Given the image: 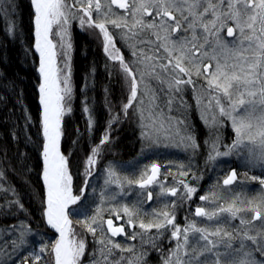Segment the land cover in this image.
Here are the masks:
<instances>
[{
  "label": "snow or ice",
  "instance_id": "1",
  "mask_svg": "<svg viewBox=\"0 0 264 264\" xmlns=\"http://www.w3.org/2000/svg\"><path fill=\"white\" fill-rule=\"evenodd\" d=\"M30 3L41 78L38 91L42 106L44 215L47 224L59 233V239L50 246L54 264H84L85 259L87 264H148L149 249L160 250L157 241L161 238L172 242L171 247L162 251L161 264H264V191L245 199L239 194L232 195L228 197L230 203H223L224 195L213 186L199 195L203 204L195 207L181 224L176 209L197 193V187L182 179L189 176L191 165H180L181 178L175 185L167 186L160 179V165L155 163L136 178L121 176L115 164L105 169L104 184H115L120 192L110 193L106 187L95 213L77 220L94 238L100 233L95 241L99 247L86 256L87 241L76 237L68 213L69 206L78 204L82 195L73 194L69 161L61 151L62 120L71 112L70 27L71 21L78 20L82 29L99 31L104 52L118 63L128 85L126 103L112 116L109 128L120 122L121 115L129 117V109H134L144 139L154 142V137L163 133L195 153L200 146L192 126L185 119L170 115L174 105H184L183 93L191 86L197 92L201 119L210 129V139L205 141L208 160L214 162L235 155L243 158L247 166L264 169V0H30ZM109 26L119 33L110 31ZM117 36L123 42L121 47L128 48L130 57L126 58L121 47H117ZM225 120L231 122L234 138L221 150L215 131ZM109 143L106 131L86 157L81 193L88 187V178L93 176L103 146ZM4 177L5 172L0 171V181ZM192 179L199 177L192 173ZM251 179L264 189V176ZM237 183L235 169L222 180L225 187ZM125 185L144 190L147 201L153 200V192L148 189L154 185L159 186L158 196L176 199L164 201L162 209L146 214L151 219L145 222L137 204L129 206L116 200L117 195L128 194ZM12 191L0 183V193ZM3 199L5 205H0V209L6 206L23 209L18 199L8 200L6 195ZM106 201L116 203L102 207ZM105 212L109 214L107 219ZM125 218V223L114 222ZM234 220L239 221L238 225L232 223ZM126 225L139 227L141 231L127 232ZM153 229L155 233L149 235ZM30 232V226L24 222L0 230L3 256L0 264H44L49 245L42 243L38 250L29 249ZM116 237L132 241L141 237V247L138 250L134 245H124Z\"/></svg>",
  "mask_w": 264,
  "mask_h": 264
},
{
  "label": "trees",
  "instance_id": "2",
  "mask_svg": "<svg viewBox=\"0 0 264 264\" xmlns=\"http://www.w3.org/2000/svg\"><path fill=\"white\" fill-rule=\"evenodd\" d=\"M72 41L71 112H67L62 120V152L69 161L74 194L82 195L81 201L69 210L73 229L80 238L86 239L88 252L92 253L99 247L95 241L100 233L98 232L94 238L85 232L77 220H83L85 214L90 216L95 213L97 205L101 204V192L106 187L110 193L120 192L115 184L109 186L104 184L105 169L110 163L115 164L120 174L133 178L132 166L134 165L135 173L143 171L136 161L148 166L149 159L144 156L150 155L148 154L150 149L141 135L142 129L138 126L132 109H129V117L121 115L120 122L112 124L109 128L112 116L119 113L126 103L128 89L125 88L124 74L118 63L111 61L104 52L99 31L82 29L75 25L72 30ZM34 42V16L30 0H0V171L5 172L4 180L0 183L5 188L13 189L12 192L0 193V205H5L3 199L5 195L8 200L18 199L23 205V209L19 207L13 209L11 206L0 209V229L3 230L9 224L18 225L20 222L29 225L33 232L35 246L33 248L38 250L42 243L49 245L44 264H54L50 246L58 237L46 225L44 215L42 110L38 91L39 58L34 50ZM121 45L122 43L117 44V47ZM121 51L126 58L130 57L128 48L121 47ZM190 87L188 86L183 93V107L178 109V106H173V109L180 110L179 116L184 109L189 111L192 107L194 98L189 94L192 92ZM178 115L173 112V116L179 117ZM106 131L110 135V143L103 146L98 171L88 178V187L81 193L80 189L85 181V159L92 148L100 143ZM154 154L151 152L153 157L148 156L152 159L150 164L165 159L164 156L167 157L166 154L161 155L157 151ZM250 170L252 172H249L248 198L264 191L258 181L251 179L252 176H264V170L260 167H253ZM116 200L119 204L126 203L130 206L134 203L132 200H120L118 196ZM113 203L116 202L106 201L101 206L107 208ZM143 203L147 208L152 206L146 204L144 200ZM153 203V206L158 207L156 203L160 205L157 200ZM108 217V212H105L104 218ZM144 220L147 222V219ZM134 231L141 230L136 227ZM154 233L155 229L149 235ZM115 239L124 245H134L138 250L141 247V237H137L135 241L124 237ZM144 239L147 240V236ZM159 241L157 243L160 250L149 249L148 264H161V253L168 247L162 248L164 244ZM144 247L149 246L144 244ZM90 255L86 253V256ZM84 264H87V259Z\"/></svg>",
  "mask_w": 264,
  "mask_h": 264
},
{
  "label": "flooded vegetation",
  "instance_id": "3",
  "mask_svg": "<svg viewBox=\"0 0 264 264\" xmlns=\"http://www.w3.org/2000/svg\"><path fill=\"white\" fill-rule=\"evenodd\" d=\"M112 32L119 33L118 29H113ZM123 43L122 41H119V38L117 36V44ZM191 110V111H190ZM184 112V113H183ZM183 119L186 118V122L192 126V129L196 135L197 143L199 144V149L193 153L191 149H186L182 145V149L180 151L181 158L185 157V152L187 150H191V153L194 155L196 154L200 158V162H197L196 159L193 158L194 164H192L193 167H191V172L189 176L182 177V179L185 180V182L189 183L192 186L197 187V193L193 197L192 200L186 201L184 204L191 202L192 203V210L194 211L195 207L198 205L203 204L202 201L198 199L199 195H203L207 193L210 189L213 188V186H216L215 190L218 193H221L224 195L225 199L221 202L223 203H230L231 201L228 199V197L232 195L239 194L241 199L248 198V186L250 185V173L252 172L253 167L247 166L244 163L243 158L237 157L235 155L229 156V157H223V165L216 164L215 162H211L208 160V153L209 148L205 144V141L210 139V129L205 126L203 120L201 119V107L196 104L193 107H190L189 111H186L184 109L183 111ZM181 113V114H182ZM180 114V115H181ZM181 119L182 117L179 116ZM230 121L225 120L223 124L215 131L216 135H219L220 141H221V150H223V145L230 144L234 138L233 130L230 126ZM222 159V158H221ZM160 165V179L162 182H164L167 186H173L176 184L177 179H180L179 177V171L180 167L177 170V174H171L169 171H167V166L163 164L162 161L158 163ZM150 168V166H147ZM235 169L238 173V183L234 184L232 186L225 187L222 184V180L225 177V175L231 170ZM192 173H194L199 179H192ZM258 173V172H257ZM260 174V173H258ZM182 187V186H181ZM139 188V187H138ZM140 190L141 195L138 196L137 200H146L144 193V190ZM148 190L153 192V200L154 197L157 196L160 189L158 185H154ZM162 200H175L176 197L171 196H161ZM191 214H189V217ZM199 220V218H197ZM125 220L121 221H115V223H125ZM182 224L186 222V219H181ZM180 223V222H179ZM232 223L236 224L238 223V220H234ZM259 223V222H257ZM135 229V228H134ZM133 228L127 227L126 225V231H134ZM117 238V237H116Z\"/></svg>",
  "mask_w": 264,
  "mask_h": 264
},
{
  "label": "rangeland",
  "instance_id": "4",
  "mask_svg": "<svg viewBox=\"0 0 264 264\" xmlns=\"http://www.w3.org/2000/svg\"><path fill=\"white\" fill-rule=\"evenodd\" d=\"M75 25H79V22H78V20H73V21H71V27H70V35H71V43L73 42L72 41V30H73V27L75 26ZM80 26V25H79ZM109 30L110 31H112V29H111V26H109ZM58 51H59V49H58ZM71 54H72V49L70 50V57H71ZM70 65H71V59H70ZM123 80H124V77H123ZM124 83H125V88L126 89H128V85L126 84V82H125V80H124ZM190 89L192 90V92L191 93H189L190 95H192L193 96V98H194V101H193V104L191 105L192 107H193V105L195 106L196 104H197V100H196V96H197V92L192 88V87H190ZM195 101H196V103H195ZM175 107H177L178 109H180V107H183V105H179V104H176V105H174ZM191 111V110H190ZM132 112H133V115H134V117H135V119L137 120V122H138V126L141 128V126H140V122H139V120H138V118H137V115L135 114V110L134 109H132ZM173 112H176V114L178 115V113L180 112V110H177V109H173V111L170 113V114H172V116H173ZM202 114V113H201ZM179 116V115H178ZM182 118L181 119H183V113L180 115ZM175 117V116H174ZM179 118V117H178ZM185 120H186V118H185ZM187 121V120H186ZM230 126H231V123H230ZM231 129H232V127H231ZM144 139V138H143ZM144 141L146 142V144H147V147H148V149H150L149 151H148V154H150V155H148V156H151V157H153L152 155H151V152L154 154V152H156L157 151V153L158 154H163V153H166L167 152V150L168 151H173V152H171L170 154H177V152L179 151H181V149H182V145H178V143H177V140H175V139H173V138H171V137H166L163 133H161V134H159V136L158 137H154V142H150V141H148V140H146V139H144ZM167 147V148H166ZM174 150H177V151H175L174 152ZM186 153V152H185ZM158 154H156V155H158ZM155 155V154H154ZM148 156H144V158H147V159H149V163H150V161H152V159L150 158V157H148ZM194 157H195V155H193ZM196 158H199V156H197ZM162 161V160H161ZM137 162V165H138V167L139 166H141V168H143V170L145 169V168H147V166H144V164L143 163H140V161H136ZM164 164H166V166H168V169H169V171H172V172H174L175 170H177L178 168H179V166L180 165H185L186 167L188 166V165H191V167H193L192 166V163H193V158H179V157H177V156H169V158L168 159H166L165 161H162ZM148 163V164H149ZM244 163H245V161H244ZM147 164V165H148ZM246 164V163H245ZM110 165H112L111 163L109 164V166ZM98 168H99V162L97 163V165L95 166V170H94V173H93V175L95 174V173H97V171H98ZM140 168V167H139ZM140 168V169H141ZM259 168V167H258ZM140 169H135L136 171H139ZM117 170H118V167H117ZM131 172L133 173L132 174V177L133 178H136V177H138L139 176V174L142 172H137V173H135L134 172V165L132 166V170H131ZM120 174V173H119ZM172 174V173H171ZM121 176H123L122 174H120ZM72 187H73V182H72ZM138 188V186H136V185H132V186H128V185H125V192H127L128 193V196L126 197V195H117L118 196V199H120V200H132V202H134L133 204H137V200H135V198H133V197H130L131 195H130V190H131V188ZM157 197V196H156ZM158 197H160V196H158ZM163 201L164 200H160V205L158 204V203H156L155 205H158V207L157 206H153V204H152V206L150 207V208H146L144 205H138V208H139V210H140V215H141V217L144 219H147V221L149 220V219H151V217H150V215H146V214H148V213H151L153 210H159V209H161V206L163 205ZM157 202H159V200H157ZM129 205V204H128ZM130 206V205H129ZM156 207H157V209H156ZM192 203L191 202H189V203H186V204H183V206H181L180 207V210H177L176 209V216H177V219H178V222H180L181 224H182V222H181V219L182 218H186V217H189V214H191L192 213ZM180 215V216H179ZM179 216V217H178ZM0 230H2V229H0ZM74 230V229H73ZM54 233V232H53ZM55 234V233H54ZM33 232H32V230H31V232L28 234V236H27V240H28V245H27V247L29 248V249H34L33 247H35L34 245H33ZM76 237L77 238H80L79 237V235H77L76 234ZM16 237L14 236L13 237V239H15ZM159 242H163L162 244H164V245H162L161 247L162 248H164V249H167V247L169 248L170 246H171V243L172 242H170L168 239H166V238H162L161 239V241H159ZM161 245V244H160ZM88 254H91V253H89L88 252ZM3 258V256H2V254H0V259H2Z\"/></svg>",
  "mask_w": 264,
  "mask_h": 264
},
{
  "label": "bare ground",
  "instance_id": "5",
  "mask_svg": "<svg viewBox=\"0 0 264 264\" xmlns=\"http://www.w3.org/2000/svg\"><path fill=\"white\" fill-rule=\"evenodd\" d=\"M38 54V53H37ZM38 56H39V54H38ZM46 190V189H45ZM71 206V205H70ZM70 206H69V208H70ZM68 208V209H69ZM50 227V229L55 233V234H57L58 236H59V233L58 232H56V230L55 229H53L51 226H49Z\"/></svg>",
  "mask_w": 264,
  "mask_h": 264
},
{
  "label": "water",
  "instance_id": "6",
  "mask_svg": "<svg viewBox=\"0 0 264 264\" xmlns=\"http://www.w3.org/2000/svg\"><path fill=\"white\" fill-rule=\"evenodd\" d=\"M39 73V72H38ZM149 202H151V201H149ZM69 219H70V217H69ZM71 220V219H70Z\"/></svg>",
  "mask_w": 264,
  "mask_h": 264
}]
</instances>
